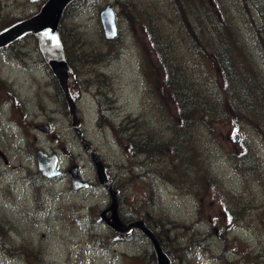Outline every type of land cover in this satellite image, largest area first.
<instances>
[{
  "label": "rangeland",
  "instance_id": "1",
  "mask_svg": "<svg viewBox=\"0 0 264 264\" xmlns=\"http://www.w3.org/2000/svg\"><path fill=\"white\" fill-rule=\"evenodd\" d=\"M42 2L0 0V32L35 14ZM193 2L186 8H193ZM206 2L218 34L238 44L258 65L262 84L264 62L248 19L260 22L264 0ZM181 4L79 0L69 6L59 30L73 69L80 128L118 191L120 218L143 216L170 264H264V138L259 132L246 119H239L242 127L232 119L212 129L190 126V157L181 156L185 165H170L175 149L169 145L178 122L163 89L165 71L151 37L168 42L199 82L209 75L225 87L210 56L196 54L177 15ZM108 5L118 29L109 43L99 19ZM121 5L132 7L131 21ZM192 8L188 23L198 30L201 23ZM206 28L213 33L209 23ZM196 87L216 94L214 88ZM57 89L35 37L26 35L0 49V264H157L150 242L139 231L115 239L116 232L97 222L109 205L108 194L75 137ZM258 114L264 122L262 106ZM45 125L47 133L39 128ZM235 131L237 143L232 140ZM137 140L160 142L163 152L137 151ZM39 149L58 156L59 177L40 174L34 158ZM242 156L250 163L237 170L231 158ZM72 165L92 183L90 188L71 186L67 170ZM182 168L188 170L177 182Z\"/></svg>",
  "mask_w": 264,
  "mask_h": 264
},
{
  "label": "trees",
  "instance_id": "2",
  "mask_svg": "<svg viewBox=\"0 0 264 264\" xmlns=\"http://www.w3.org/2000/svg\"><path fill=\"white\" fill-rule=\"evenodd\" d=\"M45 1L46 0H44V2ZM176 1L178 3H183V0ZM193 3V8L192 6L189 8H183L184 5L181 4L180 6L182 8H178V18L180 21L182 20L188 28L190 32L188 36L191 37L194 50H197L196 54L202 52L210 56L209 59L212 63V68L217 74H221V80L225 82V87L222 86V83L217 85V80L207 74L210 80L208 84L214 88L213 91L216 92V94H219L218 96L220 98L219 100L210 99L208 94L214 93H207L204 91L201 92L199 90L200 88L198 86L197 87L199 89L196 87V85L200 82L194 74L192 76L188 73L186 66L180 61V57H175L176 55L170 51L171 45L168 44V42H160L153 36L151 37V39L156 41V49L159 54L162 68H164L165 71V76L162 79L164 80L165 78V81L162 83L163 89L175 107L178 122V125L175 128V138L169 145L170 148L173 146L175 149L173 151V156L171 157L173 158L170 162L171 166H175L179 163L185 165L186 163L182 161L181 156L190 157L191 147L189 146L187 140L188 127L190 126L203 125L206 129H212L220 123H224L232 119L238 127H242V122H239V119H246L248 122L247 125H249L253 130L258 131L260 136L264 138V122L260 121L261 116L258 114L261 106L264 110V81L262 80V84L259 82L258 78L260 76H258L256 72H250L247 75V72H239L233 67L232 62L235 54L242 53L238 44L226 41L223 39L221 34H218L215 26L216 24L212 21L214 18L212 17V13L206 0H203V2L194 0ZM241 4L243 9L248 13L247 6L243 2H241ZM121 8L128 12L126 17L131 21L130 16H132V7L126 8L121 5ZM191 8L195 11V15L198 17L197 22L201 23L198 24V30L194 27V25L191 24L190 26L188 23V13ZM217 11L219 14V9H217ZM202 17H204L203 23ZM205 22L209 23L214 34L206 28ZM248 22L256 41V48L259 51L262 62H264V22L260 21L256 23L250 18L248 19ZM222 32L223 31L221 30L220 33ZM167 44L169 45V48L164 52V46ZM207 45L208 47H205ZM207 48L210 50L209 53L207 52ZM167 51L168 53H166ZM93 55L94 54H89L88 57H92ZM73 82H75V80L69 82L68 86L71 96L75 99L76 96L74 94L76 84ZM56 86L58 88L57 82ZM57 90L59 101H61L63 105L64 112L67 116H69L63 95L59 88ZM135 143L137 144V148H135V150L139 151L142 149L143 152L147 153L163 152L164 148H162L163 144L160 142L153 144L143 142L141 144V142L137 140ZM231 159L237 170L250 163L246 156H242L240 158L232 157ZM194 169L196 170L195 167L190 166V170ZM187 170L188 169L186 168H182V170L178 173L180 176H175L177 182L183 181V174H186ZM132 219L144 220L143 216L131 218L130 220ZM147 226L149 225L147 224ZM149 228L151 227L149 226ZM155 236L159 241L160 246L165 251L159 240V236L156 234Z\"/></svg>",
  "mask_w": 264,
  "mask_h": 264
},
{
  "label": "water",
  "instance_id": "3",
  "mask_svg": "<svg viewBox=\"0 0 264 264\" xmlns=\"http://www.w3.org/2000/svg\"><path fill=\"white\" fill-rule=\"evenodd\" d=\"M72 1L73 0H47L38 14L26 21L12 26L0 34V48L12 43L26 33L36 36L40 53L46 64L51 69L53 75L56 77L64 95L69 113L71 115V123L74 128V132L80 140L84 152L90 156L93 161L99 184L102 185L109 193L110 205L105 211L100 213L98 221L105 220L110 228L120 233L126 232L132 228L138 229L151 242L157 257V263L170 264L168 257L161 249L154 234L145 226L143 221L124 224L119 219L117 213V193L109 184L102 163L93 154L79 131V121L76 115L75 103L69 94L67 86V81L69 80L68 72L70 71V68L67 65L63 46L58 34V23L62 12ZM100 19L105 38H114L116 36V26L114 23V14L110 6L106 7L101 12ZM39 128L44 132L48 131L46 126H40ZM233 140H239V134L237 132L234 133ZM34 156L36 157L38 169L44 176L51 178L59 174V171L56 170L57 157L55 155L49 156L45 152L38 150L35 152ZM68 172L71 176V183L75 188L79 189L88 186L86 182L82 181L76 166L71 167ZM106 212H110L109 218H105Z\"/></svg>",
  "mask_w": 264,
  "mask_h": 264
},
{
  "label": "bare ground",
  "instance_id": "4",
  "mask_svg": "<svg viewBox=\"0 0 264 264\" xmlns=\"http://www.w3.org/2000/svg\"><path fill=\"white\" fill-rule=\"evenodd\" d=\"M189 1L190 0H183V5H184V7H187V5H188V3H189ZM260 21H262V22H264V11L263 12H261V14H260ZM148 26L149 27H151V22L149 21V23H148ZM169 48V45L167 44V45H165L164 46V52L167 50ZM240 63H241V65H240ZM232 64H233V67L235 68V69H237L239 72H247V75L250 73V72H253V73H255L256 71H257V69H258V65L257 64H254V63H252L250 60H249V58H248V56H246V54H244V53H241V54H235V56H234V58H233V62H232ZM263 80V79H262ZM264 81V80H263ZM208 82H209V79H207V81L206 82H204V83H198V84H200L201 86H205V87H208V88H213L210 84H208ZM219 94H208V97L210 98V99H213V100H219L220 98H219V96H218Z\"/></svg>",
  "mask_w": 264,
  "mask_h": 264
}]
</instances>
